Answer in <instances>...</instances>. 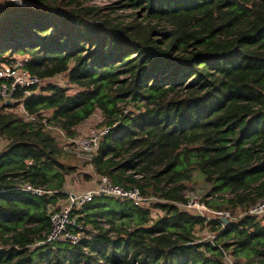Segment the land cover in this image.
Listing matches in <instances>:
<instances>
[{"label": "trees", "instance_id": "16d2710c", "mask_svg": "<svg viewBox=\"0 0 264 264\" xmlns=\"http://www.w3.org/2000/svg\"><path fill=\"white\" fill-rule=\"evenodd\" d=\"M113 5L131 20L56 0H0V61L22 55L42 81L68 84L17 89L33 119L7 112L13 103L0 97V264H226L223 253L232 264L264 261V217L246 213L264 196V0ZM97 110L109 129L94 173L159 201L96 197L78 211V242L47 240L49 209L75 170L47 127L76 136ZM195 173L210 184V208L242 214L222 222L183 209ZM25 182L55 192L32 194ZM204 228L210 240L198 237Z\"/></svg>", "mask_w": 264, "mask_h": 264}, {"label": "built area", "instance_id": "2783aa9c", "mask_svg": "<svg viewBox=\"0 0 264 264\" xmlns=\"http://www.w3.org/2000/svg\"><path fill=\"white\" fill-rule=\"evenodd\" d=\"M25 59L12 58L8 61L0 63V97L2 101L10 104L13 101H18L13 97L17 89H23L30 86H40L43 82L36 75L31 74L24 66ZM29 92L25 91V94ZM26 115L27 119L33 117L26 114L23 105L19 104ZM108 127L94 128L88 131L83 136H73L68 138V144L64 148L73 151L78 157L92 159L95 154L101 138L108 132ZM5 140L0 139V151L5 145ZM21 189L29 191L36 195H51L55 191L48 190L44 187H33L30 183L22 184ZM67 197L62 205H57L49 209L50 231L47 240L67 241L76 243L81 238V232L77 231L80 228L78 224V211L88 202L96 197H110L118 200H129L135 206L148 207L152 202L159 201L154 196H144L140 189L136 186H124L114 182L107 175L97 174L96 183L93 187L83 191L66 190ZM185 201L180 206L196 215L205 217L206 219H219L226 222L230 219V214L227 210L210 208L201 197L195 192L190 191L184 194ZM210 199L211 196H206ZM247 214L255 216H264V196L258 199L248 210ZM108 227L107 223L103 224ZM212 238V235H211ZM209 238V240L211 239ZM223 259L226 264H232V259L229 255L223 253Z\"/></svg>", "mask_w": 264, "mask_h": 264}, {"label": "rangeland", "instance_id": "374dc122", "mask_svg": "<svg viewBox=\"0 0 264 264\" xmlns=\"http://www.w3.org/2000/svg\"><path fill=\"white\" fill-rule=\"evenodd\" d=\"M115 1L116 0H74V2L71 3V5H69L70 4L69 0H56V5L62 9L73 8L75 4L78 5V7H95V8L97 7L101 9L100 11L103 15L108 16L112 20L117 19L118 21H123V22L130 21L131 20V17L129 16V14L131 13L130 9L116 7L114 10H112L114 6L113 2ZM110 7H112V9ZM16 58L22 59L23 56L16 55ZM0 63L3 62L0 61ZM47 82H54L66 86L68 85L63 75H57L52 78H49L43 81L41 85H45V83ZM74 90H75L74 86H69V90H68L69 93L73 92ZM12 103H13L12 107L7 109L6 111L14 112L15 114L27 119L19 103H17V101H13ZM100 122H101V114L97 110L84 123H82L77 127L76 137L85 135L91 129L100 128L101 127L99 125ZM47 129L50 130L51 134L57 138L59 145L61 146L64 155L62 161L75 168V170L72 173L67 175L65 182V189L68 191L69 190L83 191L85 189L93 187L94 184L96 183L97 174L94 173L92 166L90 165V160H87L86 158L83 157H78L73 151L71 150L69 151L67 147L66 149L64 148V146L68 144L69 141L68 138L70 137L67 136L59 127L49 125ZM125 157L126 155L123 156V158ZM209 189H210V184L207 181H205V179L199 173H195L192 180L187 182L186 189L184 190V194L193 191L201 197L202 201H204V199H206L205 197ZM221 195L223 197L231 196L229 193L218 194V196ZM209 200H213V198H210ZM64 201L65 199L59 200L57 205H62ZM57 205H55V207ZM221 209L226 210L224 208ZM227 211L230 214V219H236L242 214V211L239 209H236L233 213L230 210ZM151 213L153 216L161 214V212L155 208L151 209ZM197 235L201 239L209 240L212 234L211 231L208 230V228H204L198 230ZM241 261L242 262L240 264H246L244 263L243 260ZM253 264H264V261L255 260Z\"/></svg>", "mask_w": 264, "mask_h": 264}, {"label": "water", "instance_id": "95a60500", "mask_svg": "<svg viewBox=\"0 0 264 264\" xmlns=\"http://www.w3.org/2000/svg\"><path fill=\"white\" fill-rule=\"evenodd\" d=\"M9 103V102H8Z\"/></svg>", "mask_w": 264, "mask_h": 264}]
</instances>
